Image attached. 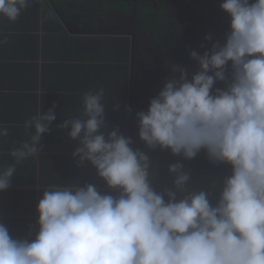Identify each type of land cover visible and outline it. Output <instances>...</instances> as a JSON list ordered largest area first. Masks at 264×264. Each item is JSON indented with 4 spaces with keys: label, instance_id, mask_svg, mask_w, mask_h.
<instances>
[{
    "label": "clouds",
    "instance_id": "clouds-1",
    "mask_svg": "<svg viewBox=\"0 0 264 264\" xmlns=\"http://www.w3.org/2000/svg\"><path fill=\"white\" fill-rule=\"evenodd\" d=\"M30 4L0 0V18L15 23ZM220 8L230 21L223 43L189 53L198 65L190 78L171 65V78L136 113L148 149L185 160L204 152L211 163L229 166L219 191L215 183L211 191L190 190L180 162L168 167L172 187L157 191L149 156L118 127L106 131L100 87L83 94L78 116L56 127L78 143L76 166L90 164L107 191L92 183L48 185L34 232L30 226L15 238L0 222V264H264V0H222ZM204 39L213 41L210 34ZM55 108L25 122L30 140L11 150L14 163L0 167V192L11 187L16 165L39 157ZM7 135L0 128V137Z\"/></svg>",
    "mask_w": 264,
    "mask_h": 264
},
{
    "label": "crops",
    "instance_id": "crops-1",
    "mask_svg": "<svg viewBox=\"0 0 264 264\" xmlns=\"http://www.w3.org/2000/svg\"><path fill=\"white\" fill-rule=\"evenodd\" d=\"M38 2L41 6L44 4L43 0L35 1V3ZM25 14L24 11L21 16ZM54 19L53 15L49 19H43L42 12L40 20L34 21L32 19L31 23L27 22V17H21L15 23H9L6 19L1 21V24L8 23L11 25L9 30L4 29L0 32L1 34L10 32L11 34H19L20 37L14 41L15 47L9 46L5 48L3 46L0 49V78H5L7 76L5 72L16 68L17 65L30 63L36 66L40 79H38V84L22 91L31 95V107L35 110V113L29 114V119L36 115L38 111L47 110L53 104L56 105L55 112L57 114V119L51 126L53 130L48 133L49 138H42V150L39 153V157H31L16 165L17 172L12 178L11 187L4 192H0V220H2L0 222H3L8 227L10 234L15 238L25 237L29 232L30 226L33 232L35 231L37 220L36 206L48 185H63L73 182L83 185L86 184V180L93 173V167L90 164H86L84 167L76 166L72 153L78 143L64 138V131L56 127L63 120L78 116V113L77 111H72L69 104L63 101H55L50 97L53 92L43 88L45 66L53 68L56 64L62 65L63 75L65 77L66 74L68 86L70 85V73L78 71L87 87L93 86L91 88L94 91L103 87L106 90V99L108 101L114 95H128L131 92L130 85H128V74L124 76L127 81L126 88L122 82L123 79L118 77L112 78L111 84L113 85L110 84L109 87L107 86L108 88L104 87V79L100 76V73L108 71L109 65H114L117 68L118 63H113L112 61L105 63L103 59L101 61L96 55L95 57L94 54H91L88 56H93L96 59L94 61H85L81 68L78 65L70 64L60 39H56ZM43 42L45 47H43ZM54 43L60 44L58 48H55L57 51L54 50ZM76 47L74 46V50ZM88 52L84 55L82 54V56H87ZM99 54L103 58L105 55L103 48L99 51ZM58 61L60 62L56 63ZM85 67L89 69L83 70L82 68ZM80 71H84V73ZM96 73L98 76H96ZM114 75H116V71ZM126 106L132 107L131 100L126 103ZM62 107L65 109L59 113ZM106 110L112 111L113 108L110 105H106ZM15 118L19 120L18 117ZM18 120L8 121L0 118V126L2 128L12 127L11 129H6L8 132L7 136L0 137V167H6L14 163V159L9 155L11 150L30 140V130H26L24 127L25 123ZM97 188L100 191H107L104 187L97 186Z\"/></svg>",
    "mask_w": 264,
    "mask_h": 264
},
{
    "label": "flooded vegetation",
    "instance_id": "flooded-vegetation-1",
    "mask_svg": "<svg viewBox=\"0 0 264 264\" xmlns=\"http://www.w3.org/2000/svg\"><path fill=\"white\" fill-rule=\"evenodd\" d=\"M35 1L32 0L30 5L35 16L33 20L39 21L42 12L43 19L54 16L55 33L63 44L70 64L81 68L85 61L90 60L88 55L82 54L92 51L94 56L101 61L103 59L105 63H118L116 72L121 73L122 77L128 74L131 90L136 73L138 76H147L150 74L148 69L152 68L150 56L142 44V40L150 37L144 31L149 26V19L155 21L164 37L170 38L180 29L204 50L209 49L212 42L223 43L224 35L229 30L228 15L218 3L213 4V0H79L75 7L77 13L68 15L59 11L51 0H43L44 10ZM203 13H207L209 20ZM221 16H225V19H219ZM116 17L119 18L114 20ZM27 22L31 23L32 20L28 19ZM209 34L213 37L211 42L204 39ZM174 37L179 40L177 35ZM74 46H77L75 50ZM102 48L105 53L103 58L99 54ZM78 52H81L80 57L75 55ZM115 69L114 65H109L110 75L115 73ZM107 83L109 87L112 81ZM123 84L126 88V79ZM216 87H223V84L217 83ZM191 170L188 172L193 179L192 183L189 182V189L192 191H211L215 183L218 192L223 178L230 174L229 166L213 164L208 158L201 165L195 161ZM210 199L215 203L216 194L213 193Z\"/></svg>",
    "mask_w": 264,
    "mask_h": 264
},
{
    "label": "trees",
    "instance_id": "trees-1",
    "mask_svg": "<svg viewBox=\"0 0 264 264\" xmlns=\"http://www.w3.org/2000/svg\"><path fill=\"white\" fill-rule=\"evenodd\" d=\"M51 1L59 11L64 12L66 15L70 13L73 14L74 12L77 13L75 7L79 0ZM143 19L146 20L147 18ZM148 22L149 26L144 28V31L147 36L150 35L152 38L150 39L149 37L142 40V44L152 62L150 76H143L139 79L128 95L117 94L111 97L109 101L106 99V105H110L112 108L117 102L120 105L119 109L116 111L106 110V131L118 127L122 133L124 132L123 130L129 124V116L128 113L125 112V107L126 103L130 102V100L132 102L131 109L133 118H136L137 112L147 110L150 99L157 96L164 82L171 78V65H180L186 68L189 73V78L198 70L197 63L190 58L189 53L191 51H197L199 53L201 50L198 45L195 44L192 37L183 33L180 29L173 33V36H170V38H167L168 36L164 37L162 32H160V27L154 20L149 19ZM10 26L11 25L8 23L0 24V32L4 29L9 30ZM176 35L179 40H176L174 37ZM19 37V34H11L10 32L5 34L0 33V40L6 41L5 43H0V49H2L3 46H5V48L9 46L15 47L14 41ZM180 42L181 45L179 46ZM95 59V57L90 56L91 61ZM82 69L88 70L89 68L85 67ZM5 73L7 76L5 78H0V90H2L0 92V118L10 121L13 119L18 120L15 118L18 117V121L25 123L29 119V114L35 113V110L31 107V95L29 93H23L22 91L29 89L32 85L36 86L38 84L39 74L36 71V66L30 63L17 65L16 68L10 69ZM69 79L70 85L68 86L66 74L65 77L63 75L62 65L56 64L53 68L45 66L43 88H47V90L53 92L50 97L55 101H63L69 104L71 110L77 111L79 115L82 110L81 98L84 93L94 91L91 88L93 86L87 87L78 71L76 73L71 72ZM64 109L65 108L62 107L59 113ZM0 128H2V126H0ZM11 128L12 127H6L7 130ZM52 130L53 128H51L50 131ZM54 133H56V131H54ZM43 138H49L48 134ZM64 138H67V130H64ZM130 138L133 141L131 147L144 151L149 156L153 166H155L151 181L153 187H155L157 191H162L165 187H172L174 176L171 177L173 174L168 172L170 164L180 162L184 165V171L188 172L191 170V167L194 166L195 161H198L199 165H201L205 163L207 158L204 152H201L192 160H185L182 156H173L168 150H160L159 148L150 150L145 146L144 142L139 139L138 130L132 131ZM160 159H162L161 165L158 164ZM86 181V183H95L98 187L106 188L103 181L96 175V170L94 168L92 176ZM192 181L193 179L191 178L190 183H192Z\"/></svg>",
    "mask_w": 264,
    "mask_h": 264
},
{
    "label": "rangeland",
    "instance_id": "rangeland-1",
    "mask_svg": "<svg viewBox=\"0 0 264 264\" xmlns=\"http://www.w3.org/2000/svg\"><path fill=\"white\" fill-rule=\"evenodd\" d=\"M32 1V0H31ZM219 1V2H218ZM222 1L221 0H213V4H216V3H218V5H220V3H221ZM30 5H32V3L30 4ZM44 5L45 4H43L42 6H43V8H44ZM30 7L31 6H29L28 8H27V10H25V15L24 16H20V18L21 17H27L28 19H29V21L30 20H32V19H34V15H33V13H32V11L30 10ZM208 11H209V9H208ZM203 15H204V17L207 19V20H209L208 19V16H207V13H203ZM216 16V15H215ZM119 17H116V18H114V20H116V19H118ZM221 18H224L225 19V16H221L219 19H221ZM3 19L4 18H0V24H1V21H3ZM120 20V19H119ZM118 20V21H119ZM56 39H57V36H56ZM63 45V44H62ZM60 46V44H57V43H54V50H55V48H58ZM43 47H45V43L43 42ZM201 48V51L199 52V54H203V52L204 51H206V50H204V48L201 46L200 47ZM208 50V49H207ZM55 51H57V50H55ZM91 54H93V52L92 51H90V52H88L87 53V55H91ZM78 56H81V52H78V54H77ZM59 59V58H58ZM60 61H62V60H60ZM60 61H58V62H56V63H59ZM119 63H121L120 61H119ZM147 68H149V66H146ZM151 68V67H150ZM115 71H117V68L115 69ZM150 70L148 69V72H149ZM117 73V72H116ZM100 76L104 79V81H107V82H111V80H112V78H114V77H118V78H120V79H123L124 77H122V75H121V73H117L116 75H110V73L108 72V71H105V72H101L100 73ZM147 76H150V74L148 75L147 74ZM143 76H138L137 75V73H136V79L134 80V82H133V86H135L136 84H137V82H138V80L139 79H141ZM124 80V79H123ZM107 82H104L103 84H104V87H107L108 86V83ZM123 82V81H122ZM98 85H99V83H97ZM132 89H133V87H132ZM128 116H129V120H128V126L123 130L124 132H123V134L125 135V136H128V137H130L131 136V133H132V131H137L138 130V123H137V120H136V118H133V114H132V111L130 112V113H128ZM161 161H162V159H160V161H158V164H162L161 163ZM152 171L154 172L155 171V166H153V168H152ZM174 175H172L171 177H173Z\"/></svg>",
    "mask_w": 264,
    "mask_h": 264
}]
</instances>
